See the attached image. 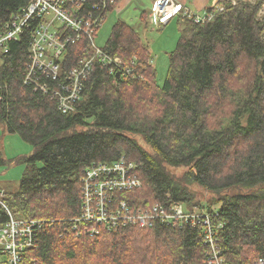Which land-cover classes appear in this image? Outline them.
Segmentation results:
<instances>
[{"label":"trees","instance_id":"16d2710c","mask_svg":"<svg viewBox=\"0 0 264 264\" xmlns=\"http://www.w3.org/2000/svg\"><path fill=\"white\" fill-rule=\"evenodd\" d=\"M30 1L0 0V33ZM85 2L84 16H100L95 42L120 0L97 10L95 0ZM263 4L218 0L204 12L213 17L202 22L182 9L179 39L161 85L148 45L137 30L115 21L102 51L133 72L95 64L68 114L25 82L28 31L7 44L0 56V126L30 144L32 153L19 159L24 172L16 190L0 189V228L11 218L37 222L18 264H208L210 247L201 226L106 228L86 219V209L97 211L96 199L84 195L86 180L91 192L102 181L87 174L122 157L134 164L131 172L141 186L112 192L108 212L119 202L138 209L183 202L205 211L212 226H222L213 227L214 238L229 264L264 259V20L258 17ZM139 19L146 26L147 13ZM88 41L83 37L67 48L65 70ZM10 165L0 151V167ZM181 167L187 168L181 177L169 171ZM192 184L215 196L213 204L194 202ZM1 256L0 264H11L2 246Z\"/></svg>","mask_w":264,"mask_h":264},{"label":"built area","instance_id":"2783aa9c","mask_svg":"<svg viewBox=\"0 0 264 264\" xmlns=\"http://www.w3.org/2000/svg\"><path fill=\"white\" fill-rule=\"evenodd\" d=\"M85 1L87 0H31L22 12L12 16L5 24L3 33H0L1 56L8 52L7 44L17 41L24 32L28 31L30 61L25 82L32 84L35 90H40L44 95H50L55 99L58 110L63 114L74 112V105L81 97L82 79L95 64L100 67H112L113 71H124L127 75L133 72L132 68L119 59L112 58L95 46L93 35L100 16L96 17L91 13L84 16L81 9ZM115 1L95 0L93 9L107 7ZM230 1L236 4V0ZM183 4L182 0H153L151 10L148 12L151 25L158 27L166 25L185 9ZM185 13L192 16L195 22L210 20L213 17L212 13L196 15L186 9ZM258 17L264 20V4L259 9ZM83 37L89 40L88 47L74 66L65 70L67 48ZM43 79L50 80V83H43ZM124 159L122 157L119 160L121 162L112 165L99 166L87 174L89 180L101 177L102 181L97 182L96 188H92L93 192H91V185L86 180L84 195L88 201L95 198L97 206L96 213L86 209V219L104 224L106 228L113 227L116 223L123 227L139 229L150 228L154 223L173 226L191 223L201 226L204 242L210 247L208 264H229L221 255L214 238L213 227L222 229V226L220 224L212 226L209 215L203 210L190 209L185 203L175 201L164 204L153 203L140 209L119 202L113 211L108 212L107 205L111 203L112 192L128 191L141 186L140 180L131 172L134 164H125L126 159ZM36 224L35 221L17 222L11 218L9 224L0 228V246L10 256L9 263L18 264L20 252L32 245L31 231ZM248 264H264V259Z\"/></svg>","mask_w":264,"mask_h":264},{"label":"rangeland","instance_id":"374dc122","mask_svg":"<svg viewBox=\"0 0 264 264\" xmlns=\"http://www.w3.org/2000/svg\"><path fill=\"white\" fill-rule=\"evenodd\" d=\"M193 2V0H185ZM194 0V4L199 9L192 10L194 14L201 15L204 8L210 4L213 6L214 0ZM150 0H121L119 5L108 13L107 19L98 32L95 39V46L102 49L105 46L112 24L117 21H123L125 24L137 30L140 40L148 45L151 56V64L156 71V82L161 85L166 74L168 66V54L172 51L179 39L181 25L178 23V17L173 18L164 26H152L146 22V26L140 22L141 12H149ZM147 21V20H146ZM143 145V143L140 141ZM144 146V145H143ZM145 147V146H144ZM147 148V147H145ZM0 151L3 157L11 160V165L8 167H0V189L7 192H13L18 187L21 176L24 172V165L19 159L28 156L32 153V146L21 140L18 135L7 134L0 126ZM16 162V163H15ZM39 168L42 165H38ZM187 168L169 169L176 177L183 176ZM189 189L193 192L195 201H201V207L211 205L215 201V196L205 192L202 188L196 185H189ZM147 204H144V206ZM189 207V206H188ZM193 208L192 206L189 207ZM198 210V208H194ZM2 256L0 263L5 262Z\"/></svg>","mask_w":264,"mask_h":264},{"label":"crops","instance_id":"0c3cea01","mask_svg":"<svg viewBox=\"0 0 264 264\" xmlns=\"http://www.w3.org/2000/svg\"><path fill=\"white\" fill-rule=\"evenodd\" d=\"M121 1V0H120ZM152 1L153 0H150V4L152 5ZM183 1V3H184V6H185V9L187 10V11H189V12H193L192 10H197V9H199L198 7H196L195 6V4H194V0H193V2H186L185 0H182ZM202 2L203 3H205L204 2V0H202ZM120 3V2H119ZM119 3H118V5H119ZM214 3H215V0H214ZM210 7H212V6H210V4H208V6L207 7H205L204 9L206 10L207 8H210ZM151 10V6H150V9H149V11ZM205 10H204V12H205ZM203 12V13H204ZM202 13V14H203ZM123 22V21H122ZM125 23V22H124ZM147 23L149 24V25H151V22H150V19H149V13L147 12Z\"/></svg>","mask_w":264,"mask_h":264},{"label":"water","instance_id":"95a60500","mask_svg":"<svg viewBox=\"0 0 264 264\" xmlns=\"http://www.w3.org/2000/svg\"><path fill=\"white\" fill-rule=\"evenodd\" d=\"M116 77H118V74L116 75Z\"/></svg>","mask_w":264,"mask_h":264},{"label":"bare ground","instance_id":"6f19581e","mask_svg":"<svg viewBox=\"0 0 264 264\" xmlns=\"http://www.w3.org/2000/svg\"><path fill=\"white\" fill-rule=\"evenodd\" d=\"M217 12V11H216ZM115 76V75H114ZM116 78V77H115Z\"/></svg>","mask_w":264,"mask_h":264}]
</instances>
